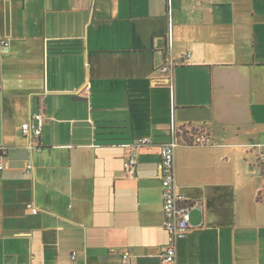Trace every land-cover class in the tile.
I'll list each match as a JSON object with an SVG mask.
<instances>
[{
	"label": "crops",
	"instance_id": "0c3cea01",
	"mask_svg": "<svg viewBox=\"0 0 264 264\" xmlns=\"http://www.w3.org/2000/svg\"><path fill=\"white\" fill-rule=\"evenodd\" d=\"M183 125L210 140L176 146L177 262L264 264V0H0V264H166L160 148Z\"/></svg>",
	"mask_w": 264,
	"mask_h": 264
},
{
	"label": "built area",
	"instance_id": "2783aa9c",
	"mask_svg": "<svg viewBox=\"0 0 264 264\" xmlns=\"http://www.w3.org/2000/svg\"><path fill=\"white\" fill-rule=\"evenodd\" d=\"M3 45H8V41H2ZM191 57V52H187L183 59ZM175 62H166L159 67L163 73H170L174 67ZM168 81L171 82V76L168 75ZM170 82L169 85H170ZM171 87V85H170ZM87 91V89H84ZM44 115L39 112L32 115L29 121L22 124V133L31 140V147L34 146V142L40 137L42 132ZM173 138L162 143L160 148L161 158V184H162V209L164 216V228L169 234L170 241L163 249L162 260L166 264H180L177 262V245L178 242L185 238L191 227V209L193 207L189 199L182 194H179L176 190V166H175V151L178 141L189 144H205L210 139L209 136L198 128L188 127L183 125L181 127L174 126L172 128ZM152 144V139L149 137H143L138 139L136 143L126 145L128 147L127 158L124 161V167L126 171L133 174L138 164V150L141 147ZM260 163L264 166V150L259 155ZM2 157L0 158V170L4 168ZM28 170L33 169L32 161H28L26 165ZM264 168V167H263ZM27 208L33 213L38 212V208L34 203H28ZM75 257V255H73ZM130 255L124 253L123 260L128 262Z\"/></svg>",
	"mask_w": 264,
	"mask_h": 264
}]
</instances>
